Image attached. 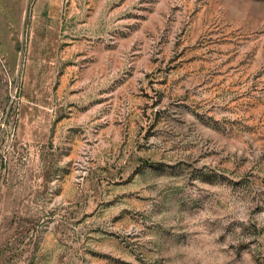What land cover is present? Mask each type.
<instances>
[{
  "label": "rangeland",
  "instance_id": "1",
  "mask_svg": "<svg viewBox=\"0 0 264 264\" xmlns=\"http://www.w3.org/2000/svg\"><path fill=\"white\" fill-rule=\"evenodd\" d=\"M0 264H264V0H0Z\"/></svg>",
  "mask_w": 264,
  "mask_h": 264
}]
</instances>
